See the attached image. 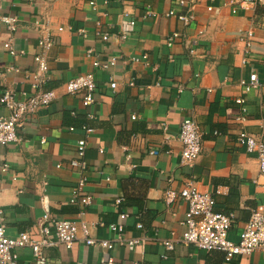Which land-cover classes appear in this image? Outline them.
Returning a JSON list of instances; mask_svg holds the SVG:
<instances>
[{
  "label": "crops",
  "instance_id": "0c3cea01",
  "mask_svg": "<svg viewBox=\"0 0 264 264\" xmlns=\"http://www.w3.org/2000/svg\"><path fill=\"white\" fill-rule=\"evenodd\" d=\"M242 1L0 0V18L15 20L10 28L0 19V95L4 90L31 92L37 55L48 67L40 87L57 95L48 107L23 117L18 142L0 144L5 234L27 233L38 240L44 215L39 198L45 195L52 216L84 223L92 238L114 243L110 251L82 240L70 248L57 244L43 250L44 261L28 247L15 248L16 264H104L108 257L112 264H264L258 250L226 261L222 252L182 244L186 207L178 196L167 201L168 191L177 194L193 176L198 189L214 198L215 212L232 215L233 242L251 210L264 204V175L256 155L238 142L243 130L264 139V17L255 14L253 4L242 7ZM169 12L193 19L184 24ZM248 31L252 38L246 51ZM172 33L179 36L169 47ZM104 34L106 41L97 36ZM44 39L51 42L46 50L39 45ZM110 58L116 63L92 65ZM251 73L262 87L244 93L239 82ZM85 74H92L97 85L89 107L82 106L81 93L70 96L63 90ZM237 98L243 106L235 103ZM242 107L241 123L236 118ZM8 114L0 104V119ZM185 118L197 124L201 138L191 169L179 158ZM84 125L94 131L86 137L81 169L70 162L77 160ZM81 177L86 185L74 197ZM82 196H90L91 203L83 205ZM120 213L127 217L121 220ZM111 223L122 225L125 241L139 244L132 249L119 245L117 232L107 228ZM166 241L172 250L165 249Z\"/></svg>",
  "mask_w": 264,
  "mask_h": 264
},
{
  "label": "built area",
  "instance_id": "2783aa9c",
  "mask_svg": "<svg viewBox=\"0 0 264 264\" xmlns=\"http://www.w3.org/2000/svg\"><path fill=\"white\" fill-rule=\"evenodd\" d=\"M179 4H183L180 1ZM245 4H259L264 6V0H243L241 2L242 7ZM211 10V8H208ZM169 16H174L184 24H188L192 19V15H175L173 12H169ZM10 28H14V18L1 17ZM62 30V28H59ZM82 33V31H81ZM102 41H106L108 36L97 35ZM177 33H172L167 38V46L171 47L172 42L178 37ZM246 51L250 46V40L252 38V32L248 31L245 36ZM39 45L43 49H48L51 46V42L48 39L41 40ZM10 49L9 45L5 46ZM91 55V51L87 52V56ZM145 56L142 57V60ZM34 60L37 64L38 71L36 74L30 77L31 80V92L29 94L20 92L17 95L12 90H4L0 95V104L8 110L9 114L6 118L0 119V144L13 143L19 141L17 130L21 125V121L25 115L31 114L39 108H46L48 105L56 99L57 95L55 90H43L40 87L42 83V74L48 70L47 63L42 56H35ZM132 63H137L140 60L131 58ZM247 62L246 58L242 59V64ZM116 63V58H110L105 63L99 61L93 62L94 68H105L108 65ZM1 75V74H0ZM115 83H110V87L115 88ZM239 86L244 93H249L253 90L262 87L259 82L257 74L251 73L248 79H242L239 82ZM96 82L92 74H85L79 76L73 80L64 84V94L74 96L78 93L82 94V106L89 107L94 102V92L96 90ZM264 95V85H263ZM235 103L243 106L244 100L237 98ZM263 115L260 118V127L264 129V96H263ZM242 115L236 118L238 122L245 121L246 109L242 107ZM90 117V115H88ZM135 119V117H132ZM85 138L80 139L76 143V155L77 160H72L70 163L72 166L85 168L84 155L86 149V137L91 135L94 129L90 126H82ZM70 131L73 128H69ZM43 142V140H41ZM180 149V164L189 169L193 168L194 164L199 158L201 151V138L198 132L197 124L191 118H185L180 126L179 131ZM238 142L243 145L247 152L254 153L256 155L257 164L260 173L264 175V139L256 138L246 131H241L238 134ZM154 154V152H150ZM5 169L6 166L4 165ZM45 184V183H43ZM86 185V178L81 177L77 182L76 187L73 189L72 194L77 197L81 190ZM175 196H178L184 203L186 210L184 213L183 224L185 225V231L181 237V243L186 246H192L197 250L205 252L219 251L225 256L226 261H230L235 256L248 255L256 250L261 251L264 254V204L258 205L250 212L249 218L244 227L238 234V240L233 242L229 239V233L231 231L233 217L232 215H225L217 213L214 210L215 200L207 193L201 192L197 187V182L194 177L191 176L184 182L182 189L176 194L172 191L167 192V201H172ZM44 215L41 222L38 225V232L40 238L38 240L30 238L27 233H20L16 238H8L5 234V227L2 223L3 211L0 209V264H16V255L13 253L15 248L31 249L33 257L38 261H44L43 250L56 246L57 244H63L65 247L70 248L72 244L77 240H82L85 245L92 247H100L106 251H110L114 247V243L108 240H98L90 236L89 228L84 224L79 225L68 219H57L52 216L48 209V200L45 195H41L39 198ZM83 205L91 203L90 196H82L80 199ZM120 200H117L118 204ZM127 214L120 213L119 218L125 219ZM98 226H104L103 222L97 223ZM137 228H141V224L136 225ZM107 228L110 231L117 232L116 242L119 245H125L128 249H132L135 245L139 244L138 240L125 241L122 238L123 227L121 224H109ZM166 250L173 249L171 242L163 243ZM113 260L108 257L104 264H112Z\"/></svg>",
  "mask_w": 264,
  "mask_h": 264
},
{
  "label": "trees",
  "instance_id": "16d2710c",
  "mask_svg": "<svg viewBox=\"0 0 264 264\" xmlns=\"http://www.w3.org/2000/svg\"><path fill=\"white\" fill-rule=\"evenodd\" d=\"M255 14L264 17V6L256 5Z\"/></svg>",
  "mask_w": 264,
  "mask_h": 264
}]
</instances>
